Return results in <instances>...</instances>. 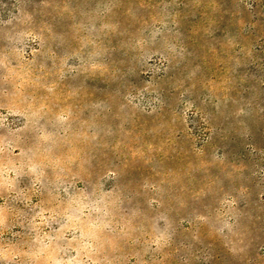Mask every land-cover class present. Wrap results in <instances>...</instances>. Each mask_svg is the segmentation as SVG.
Here are the masks:
<instances>
[{"label":"rangeland","instance_id":"1","mask_svg":"<svg viewBox=\"0 0 264 264\" xmlns=\"http://www.w3.org/2000/svg\"><path fill=\"white\" fill-rule=\"evenodd\" d=\"M0 264H264V0H0Z\"/></svg>","mask_w":264,"mask_h":264}]
</instances>
